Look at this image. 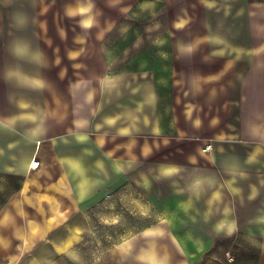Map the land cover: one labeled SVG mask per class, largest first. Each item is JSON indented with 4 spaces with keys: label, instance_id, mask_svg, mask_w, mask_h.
<instances>
[{
    "label": "rangeland",
    "instance_id": "rangeland-1",
    "mask_svg": "<svg viewBox=\"0 0 264 264\" xmlns=\"http://www.w3.org/2000/svg\"><path fill=\"white\" fill-rule=\"evenodd\" d=\"M216 1L221 5L210 6L208 0H40L45 4L42 13L26 17L27 28L19 31L54 36L48 37L47 46L54 55L55 33H64V85H58L57 90L63 92L65 110H72L78 122L75 136L79 141H75V147L87 146V132H92L89 121L101 120L100 115L93 114V107L101 98L99 83L106 72L105 59L111 62L113 72L151 69L168 78L169 84L172 78L186 82L165 87L164 94L175 89L185 99L189 96H183V90L190 91L192 83L190 99L198 102V80L210 77L222 62L211 51H225V47L238 44H264V0H243L244 21L239 22L231 15L233 0ZM10 8L0 4V33L14 32L13 21H8ZM218 9L227 19L214 23L220 30L213 38L211 35L217 34L208 32L204 12L216 13ZM36 18L42 21L35 22ZM61 72L49 69L48 74L55 78ZM230 73L227 70L224 78ZM5 89L10 91L11 86ZM54 96L49 88L48 104L55 111ZM2 103L6 102L0 87V107ZM229 107L225 105L223 111H218L225 124L234 112ZM119 143L120 139H112L109 144L114 149ZM151 143L144 140L145 146ZM139 144V140L132 143L134 152ZM71 145V140L65 142V148ZM193 146L192 141L160 144L142 160L122 167L123 173L112 165V180L106 183L108 195L80 215V229L71 228V216L72 208L77 207L74 185L78 194L87 189L82 167L75 168L80 173L77 183L66 173L63 182L51 181L55 166L50 168L53 175H32L23 185L19 177L0 174V264H148L139 256L146 246H140L134 254L135 243L153 224L161 228L155 246L156 254L163 259L159 264H264V230L243 228L215 234L206 229L217 217L215 199L210 193L205 195L214 186L215 173L204 160L184 164L185 153ZM112 153L118 157L122 151ZM167 161L177 162L182 168L169 172L163 166ZM85 201L88 206V199ZM52 204L57 208L53 209ZM207 204L213 213H199ZM79 206H83L81 202ZM60 208L61 213H50ZM252 209L246 201L240 206L239 220L244 227ZM52 226L57 227L50 229ZM73 232H77L74 246L56 252L55 243ZM179 242L193 250L194 260L187 261ZM123 243H128L123 245L128 256L120 261Z\"/></svg>",
    "mask_w": 264,
    "mask_h": 264
},
{
    "label": "crops",
    "instance_id": "crops-1",
    "mask_svg": "<svg viewBox=\"0 0 264 264\" xmlns=\"http://www.w3.org/2000/svg\"><path fill=\"white\" fill-rule=\"evenodd\" d=\"M208 1L212 3L210 6L221 5L216 0ZM233 2V20L244 21L241 19L245 12L243 0ZM0 4L11 7L8 21L14 23L13 33H0V87L6 102L0 107V174L19 177L23 185L32 175H53L50 168L55 166V178L51 181L60 179L63 182L66 173L77 183L80 173L75 168L82 167L84 174L81 175L86 176L87 189L78 194L77 185H74L77 207L72 208L71 216V228L80 229V215L107 197L106 183L112 180V165L123 173L122 167L142 160L160 144L192 141L193 150L185 153L184 164L194 165L197 160H204L215 173L214 186L205 195L210 193V198L215 199L217 217L206 229L215 234H230L243 228L264 230V44H238L225 47V51H211L210 54L222 62L217 64L210 77L198 80V102L190 99L192 83L190 91L183 90V96H189L185 99L175 89L173 93L164 94L165 87L186 82L172 78L169 84L168 78L151 69L113 72L111 62L105 59L106 72L99 83L101 98L93 107V114L100 115L101 120L89 121L92 132H87L88 144L77 148L75 141H79V137L75 136V124L78 122L71 115L72 110H65L63 92L57 90L58 85H64V33H55L57 54L54 55L53 50L47 48L48 37L53 39L54 36L19 31L27 28L26 17H38L42 13L44 3L40 0H0ZM219 9L216 13L204 12L209 33L217 34L220 29L214 23L227 19ZM38 21L42 19L35 22ZM187 52L191 51L183 54ZM49 69L62 72L54 78L49 76ZM227 70H231L230 77L224 78ZM6 86H11V90H4ZM49 88L55 93V111L48 104ZM225 105L234 111L226 124L218 114ZM112 139H120L114 149L109 144ZM69 140L72 141L71 148H65V142ZM138 140L140 144L134 152L132 143ZM144 140L151 141V145L145 146ZM207 144L210 148L205 150ZM117 149L122 151L118 157L112 153ZM34 158L39 165L33 169L30 163ZM177 164L167 161L163 166L169 172H175L182 168ZM85 199H88V206L84 204ZM245 201L249 207L253 206L246 227L239 220L240 206ZM52 208L56 209L57 204H52ZM61 211L60 208L50 213ZM199 213H213V209L207 204V208H201ZM160 229L153 224L136 239L134 254L145 245L139 256L148 264H159L163 260L155 252ZM76 239L77 232L67 234L55 243L56 252L74 246ZM200 244L204 245V242ZM123 245L120 244L119 249L120 261H125L128 256ZM177 245L182 248L187 261L195 259V253L185 243ZM172 246L176 249L175 241Z\"/></svg>",
    "mask_w": 264,
    "mask_h": 264
},
{
    "label": "built area",
    "instance_id": "built-area-1",
    "mask_svg": "<svg viewBox=\"0 0 264 264\" xmlns=\"http://www.w3.org/2000/svg\"><path fill=\"white\" fill-rule=\"evenodd\" d=\"M209 148H210V144H207L204 149L208 150ZM33 165H35V167H33ZM38 165H39V161L37 159H35V158L32 159V161L30 163V167L34 169V168H37Z\"/></svg>",
    "mask_w": 264,
    "mask_h": 264
},
{
    "label": "snow or ice",
    "instance_id": "snow-or-ice-1",
    "mask_svg": "<svg viewBox=\"0 0 264 264\" xmlns=\"http://www.w3.org/2000/svg\"><path fill=\"white\" fill-rule=\"evenodd\" d=\"M33 167H35V165H33Z\"/></svg>",
    "mask_w": 264,
    "mask_h": 264
}]
</instances>
